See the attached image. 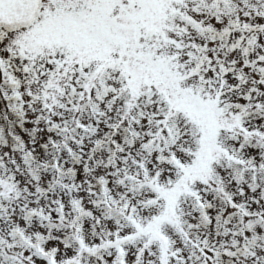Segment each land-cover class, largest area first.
I'll list each match as a JSON object with an SVG mask.
<instances>
[{
  "label": "snow or ice",
  "instance_id": "obj_1",
  "mask_svg": "<svg viewBox=\"0 0 264 264\" xmlns=\"http://www.w3.org/2000/svg\"><path fill=\"white\" fill-rule=\"evenodd\" d=\"M0 264H264V0H0Z\"/></svg>",
  "mask_w": 264,
  "mask_h": 264
}]
</instances>
